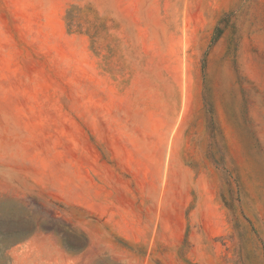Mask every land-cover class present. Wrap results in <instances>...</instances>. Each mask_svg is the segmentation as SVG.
<instances>
[{
	"label": "rangeland",
	"instance_id": "374dc122",
	"mask_svg": "<svg viewBox=\"0 0 264 264\" xmlns=\"http://www.w3.org/2000/svg\"><path fill=\"white\" fill-rule=\"evenodd\" d=\"M0 264H264V0H0Z\"/></svg>",
	"mask_w": 264,
	"mask_h": 264
}]
</instances>
